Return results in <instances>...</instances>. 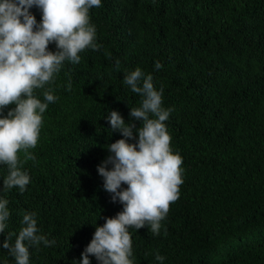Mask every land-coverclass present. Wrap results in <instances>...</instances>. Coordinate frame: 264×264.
Returning <instances> with one entry per match:
<instances>
[{
	"label": "trees",
	"instance_id": "trees-1",
	"mask_svg": "<svg viewBox=\"0 0 264 264\" xmlns=\"http://www.w3.org/2000/svg\"><path fill=\"white\" fill-rule=\"evenodd\" d=\"M29 12L39 25L42 10ZM89 23L101 47L80 52L78 64L66 60L34 90L41 102L48 88L58 99L48 103L37 145L28 149L35 160L18 153L30 177L23 193L4 189L8 166L0 164V199L10 212L0 264H16L3 244L11 233L14 245L26 213L35 212L38 234L55 241L30 247L29 264H81L96 228L123 211L97 167L110 155L107 146L124 139L112 131L110 112L142 126L130 118L141 97L123 82L137 68L163 89L183 183L158 235L147 224L129 228L133 264H264V0H101ZM48 51H58L55 42Z\"/></svg>",
	"mask_w": 264,
	"mask_h": 264
},
{
	"label": "clouds",
	"instance_id": "clouds-1",
	"mask_svg": "<svg viewBox=\"0 0 264 264\" xmlns=\"http://www.w3.org/2000/svg\"><path fill=\"white\" fill-rule=\"evenodd\" d=\"M100 5L101 0H0V110L16 105L6 118H0V164L8 166L3 180L5 190H26L30 177L18 166V153L23 151L25 160H35L28 149L37 145L48 103L58 99L48 88L43 92L46 102H41L34 90L52 82L66 60L78 64L80 52L101 47L94 43L96 28L89 23V10ZM33 6L42 10L39 25L29 12ZM52 42L58 49L55 53L48 51ZM116 66L119 69L118 60ZM162 67L159 61L155 63L156 69ZM152 81L153 77L145 76L140 68L123 79L141 97L140 106L130 109V118L142 122L139 129L135 123L126 124L117 111L107 116L112 131H119L124 139L107 146L110 155L97 172L104 179V190L112 194V202L118 200L124 209L96 228L81 254V264H90L89 256H95L100 264H133L129 228L138 230L147 224L158 235L170 204L179 199L182 158L173 154L164 123L171 109L161 107L163 89L157 91ZM128 140L137 143L130 144ZM121 184H126L127 189L119 190ZM8 204L7 199H0V233H4L10 217ZM38 231L36 213L32 212L23 215L12 246L9 234L3 248L16 264H29L30 247L55 243ZM156 259L165 258L157 253Z\"/></svg>",
	"mask_w": 264,
	"mask_h": 264
}]
</instances>
